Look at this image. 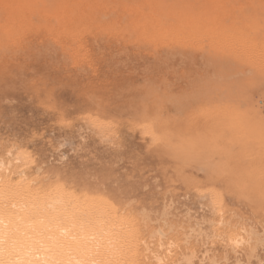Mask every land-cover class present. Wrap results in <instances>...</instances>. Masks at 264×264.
I'll return each instance as SVG.
<instances>
[{
  "label": "rangeland",
  "instance_id": "374dc122",
  "mask_svg": "<svg viewBox=\"0 0 264 264\" xmlns=\"http://www.w3.org/2000/svg\"><path fill=\"white\" fill-rule=\"evenodd\" d=\"M79 1L77 15L13 16L24 1L0 0V157L13 166L0 197L62 190L116 212L126 264H264V0ZM61 23L75 31L44 26Z\"/></svg>",
  "mask_w": 264,
  "mask_h": 264
},
{
  "label": "bare ground",
  "instance_id": "6f19581e",
  "mask_svg": "<svg viewBox=\"0 0 264 264\" xmlns=\"http://www.w3.org/2000/svg\"><path fill=\"white\" fill-rule=\"evenodd\" d=\"M23 1H24V3H18V4H16L17 3V1H16V3H14L15 6H12L11 10H9L6 14H10L13 16L27 15V14H38V15L55 14V15H59V16L77 15L76 12H77V8H78V2H80L79 0H23ZM155 1H157V0H155ZM213 1L210 2L209 5H211V4L213 5V4L218 2L217 1V2L213 3ZM226 1L229 2L230 0H225V2ZM255 1L257 2V0H255ZM8 2L13 3L15 1H8ZM133 2L142 3V2H145V0H143V1L134 0ZM184 2H186V1H184ZM184 2H182V3H184ZM220 2L225 3L224 1L223 2L220 1ZM110 3H111V1H110ZM151 3L153 4V2H151ZM157 3H159V0L157 1ZM157 3H155V4L157 5ZM170 3L173 4L171 1H170ZM218 3H217V5H218ZM126 4L127 3H125V6H126L125 8H128L131 5L128 2V4H127L128 7H127ZM133 4L134 3H132V6L135 9L133 8L132 10H136L137 12L140 11L138 9H141L140 8L141 6L139 5V8L136 9L137 8L136 5H138V4H136V5H133ZM159 4L162 5L161 3H159ZM175 5H178V4H175ZM175 5H174V7H175ZM226 5H227V3H226ZM7 6H8V4H7ZM167 6H168V4H167ZM179 6H180V4H179ZM181 6L179 7L180 9H178V7H177V11L180 10V13H181ZM206 6L208 7V5H206ZM218 6L217 7L215 6V7L218 8ZM81 7H84V6H82V3H81ZM119 7H120V5H119ZM154 7H156V6H153V8ZM168 7H166V9H169L168 12L170 11V13H171L172 7L170 6L171 9ZM174 7H173V10L176 9V8L174 9ZM232 7H231V9H232ZM255 7H257V5ZM263 7L264 6H262V8ZM93 8H95V6ZM120 8L118 10H120ZM123 8L124 7H122L121 10ZM144 8H146V7H143L142 13L144 12ZM150 8H152L151 5H150ZM148 9H149V7H148ZM148 9L146 8L145 10L147 11ZM185 9L186 10H183L184 12L187 11V7ZM193 9H196V7L194 6ZM193 9L191 8V11ZM206 9L209 10L208 8H206ZM206 9L204 11H206ZM223 9H226V8H223ZM83 10H87V9L83 8ZM124 10L127 12L128 10H131V9L129 7L128 10L127 9H124ZM149 10H151V9H149ZM158 10H159V8L157 9V13L154 12L155 14L159 15V16H157V18L158 17H159L158 19L166 18L165 19L166 22L168 21L167 19H169V16L172 13L175 15V13L177 12V11H173L171 14L167 13L168 14V16H167L166 15L167 11L165 12V10L162 9V10H164V13H163V11L159 10V12H162V14L161 13L159 14ZM198 10H199V8H198ZM247 10H248V8H247ZM253 10L254 9H252V11ZM91 11L92 10L90 9V12ZM151 11H153V10H151ZM82 12L83 11L81 9V13ZM184 12H182L181 14L183 15ZM238 12H240V11H238ZM3 13H4V11H3ZM130 13L133 15L134 12L132 11ZM151 13L153 14V12H151ZM227 13H228V11H227ZM257 13H259V12H257ZM136 14L139 15V12ZM145 14L144 15L147 16V12ZM144 15H143V17H144ZM160 15H161V17H160ZM174 15L172 17H174ZM185 15H186V12H185ZM149 16H150V14H149ZM163 16H164V18H163ZM133 18L134 17L132 16L131 19H133ZM175 18H176V16H175ZM131 19H130V21H132ZM134 19H135L134 22H136L137 16ZM141 19L143 20V18H140V20ZM170 19H172L171 16H170ZM184 19H185V17H184ZM149 20L150 19L146 20V23ZM165 20H163V23H165L164 22ZM171 21L172 20H170V22ZM67 22H68V20H67ZM77 22L78 21H75L74 23H77ZM137 22H139V21H137ZM160 22H162V21H160ZM160 22H158V25H161ZM170 22H167L168 27L165 28V30L167 29V31L169 30ZM199 24H202V22ZM143 25H145V23ZM172 25L173 24H171L170 26H172ZM10 26H13V25L7 24L6 27H4V28H9ZM41 26H43V25H41ZM44 26H45V29H47L49 32H55L57 34H60L59 32H61V33H65L66 35H68V34L71 35L73 33V31H75L74 30L75 25L71 26V25H68L67 23L66 24L61 23L60 25H57V27H55L54 25L48 26V24H45ZM146 27H149V26L146 25ZM173 27H171V28H173ZM59 28H61V30ZM149 28L151 29V27H149ZM152 28L154 30L156 27L153 26ZM236 28H234L235 29L234 34L236 33L235 32L237 30ZM157 29H158V27H157ZM182 29H184V28H182ZM154 31H156L157 34H159V30H154ZM183 32L184 31H182V33ZM165 33L168 34L167 32H165ZM142 34H143V32H142ZM169 34H170V32H169ZM226 34H228V33H226ZM152 35H155V33L151 34V36ZM169 36H171V35H169ZM143 37L145 39L146 36H143ZM156 38H157V36H156ZM228 38H230V37H228ZM246 39H248V38H246ZM238 41H236V42H238ZM169 42H171V41H169ZM244 42H245V40L243 41V43ZM167 43H168V41H167ZM243 43H241V44H243ZM247 43H248V41H247ZM205 44H206V42H205ZM238 45H239V42H238ZM217 47H218V45H217ZM234 47H237V46H234ZM257 48H259V47H257ZM254 49H256V48H254ZM228 51H229V49H228ZM254 52L256 53V51H254ZM257 52H259V51H257ZM251 54H252V52H251ZM260 55H262V54L260 53ZM258 56L259 55H257V58L261 57V56H259V57ZM218 106H220V105H218ZM225 107H227V105ZM142 127L145 131H148V129H150L147 122H144L142 124ZM9 164L11 166V162L10 163L6 162L4 158L2 159L0 157V172L4 174L6 171H8ZM11 167H13V166H11ZM25 189H27L29 192L28 187ZM16 191H17V189H16ZM33 191H35V190H32V192ZM15 192L13 191V194L9 195L8 197L4 194L5 197H7L5 199L0 197V264H126V262L123 263L124 259L121 262H119V260H120V258L125 257V254L123 253L124 256L122 254V252H123L122 250H124V249H122V246H125L122 241L124 239H127L126 237L128 236L127 224L125 223L126 221L124 222V219L121 216L116 215V212H112V211L106 209L104 206H101L99 204L97 206H99L100 208H97L96 205H93V203L90 201L88 202L87 199H80L77 197L75 198V196H72V195H65V193H63L62 190H58L56 193H53V195L48 194V195H45V196L39 197V198L34 197L36 195L35 194L36 191H35V193L33 192V194H34L33 196H31L28 193H21L20 190H19L20 193L19 192L15 193ZM25 192H27V191H25ZM262 195H263L262 198L264 199V194H262ZM112 259H114V260H112Z\"/></svg>",
  "mask_w": 264,
  "mask_h": 264
},
{
  "label": "snow or ice",
  "instance_id": "6c2138e0",
  "mask_svg": "<svg viewBox=\"0 0 264 264\" xmlns=\"http://www.w3.org/2000/svg\"><path fill=\"white\" fill-rule=\"evenodd\" d=\"M44 87L47 88L48 85H44ZM260 88L262 91H264V79L261 80ZM261 103L262 105H264V99H262ZM259 122H260L261 130L262 132H264V107L261 108V111L259 113ZM230 194H231L230 190L222 189L221 192L217 193V196L223 197V196H228Z\"/></svg>",
  "mask_w": 264,
  "mask_h": 264
}]
</instances>
